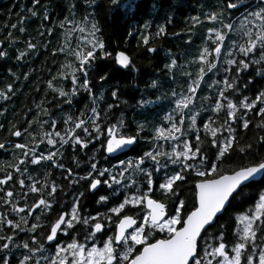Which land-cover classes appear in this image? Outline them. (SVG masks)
<instances>
[{
  "label": "snow or ice",
  "instance_id": "obj_1",
  "mask_svg": "<svg viewBox=\"0 0 264 264\" xmlns=\"http://www.w3.org/2000/svg\"><path fill=\"white\" fill-rule=\"evenodd\" d=\"M32 2L37 4L38 0ZM130 2L131 0H109L110 10L129 8ZM85 3L89 7L93 4L99 6L97 0H85ZM241 7L245 9L242 22L238 26L226 22L229 17L224 14L231 10L234 16ZM28 11L33 16L37 15L32 9ZM203 18L211 22L204 36V40L210 41L211 45L203 44L199 54L194 57L193 63H199L195 77L182 73L188 76L187 93L176 98L177 93L173 91L171 96L175 105L173 111L180 113L179 121L183 124L186 119L183 109L188 108L193 97L198 95L197 88L201 87L206 71L212 73L219 68L220 71L228 73L229 68L234 70L235 75H225L222 80L213 78L208 84V88L214 92L217 91L214 85H223L219 87L215 102L210 106L211 112L215 114L221 109H226L223 122L218 123L211 116L203 121V130L211 139H203L197 135L195 143H190L192 138L177 123L171 122L170 115H165L164 120L168 127L155 126L153 134L148 137L150 146L143 150L142 154H138L134 161L113 157L117 159V165L113 167H119L117 174L128 175L126 184H121L110 169L99 168L97 163L91 162L90 170L79 177L87 183V190H95L100 184L108 185L109 188L116 184L119 185L117 191L124 189L123 199L117 197L114 192L110 193L112 200L101 195L97 203L107 202L102 205L106 211H97L95 215L88 214L82 218L78 210L82 193L73 198L70 210L67 206L57 208L55 216L49 211L55 204L60 203L53 195L59 184L49 183L48 180L50 170L43 174V183L31 175L26 177L30 183H26L25 178L15 177L13 171L21 173L23 177L29 169L25 167L21 172L20 166H39L42 161H50L54 167L64 168L62 162L57 163V158L59 148L68 144L85 149L86 145L95 140L100 144V150L106 154L122 152L126 148L131 150L129 146L136 144L142 131L141 126L137 125L135 134H128L123 119H118L116 123L108 121V110L114 108L111 103L106 104L103 109V117L96 106L91 107L87 120L82 118L85 115L83 111L77 116L66 115L63 120V132L56 130L58 124L55 119L50 121L51 131H43V126L49 124L48 120H38L37 123L41 126L39 138L33 136L29 130L33 121H27L29 128H24L23 125L19 128L13 126L15 130L11 131V136L21 137L23 133L32 138V143L31 146L29 143L6 146L4 142H0V149L11 147L19 153L15 163L8 166L12 171L0 176V206L4 208L3 214H0V264H41V261L43 264H264V153L254 149L252 141L244 143L242 136L237 138V128L250 127V119L245 118L249 110L264 120V88L256 91L254 98L250 99L249 96L243 95V91H248L247 86L254 84L255 79L249 77L244 80L243 90L237 83L241 75L250 70V65H258L264 61V0L247 4L243 3V0H221L219 10L213 7ZM43 19L47 20L49 17L45 15ZM88 19L86 15L84 20ZM192 20L193 26L201 22L197 17H192ZM64 23L65 21H61V27ZM12 27L15 28L16 25ZM77 27L80 33L85 32V27L79 24ZM20 31L23 32L24 29L21 27ZM47 31L51 33L53 29L48 28ZM99 32V27L93 21L88 37H82L84 43L78 45L71 53L74 63L69 65L70 71L58 73L65 80L70 78V90L66 91L65 86L55 87L54 81L57 77L47 82L48 88L59 97H68V102L81 89L92 95L88 73L98 58L103 60L111 57V53L105 50L103 40L97 36ZM163 32L161 26L158 34ZM233 36H238L239 41ZM143 39L147 43L148 36L144 35ZM35 47L33 43H27L25 51H20L15 59L20 61L26 58V53L32 54L28 50ZM225 47L227 51H224ZM59 51L63 52L64 48ZM147 51L153 52L154 49L149 47ZM56 52L57 49H53L54 55ZM254 53L258 55V59ZM6 56L7 53L0 50V57ZM221 56L224 59L218 65L217 58ZM115 63L124 69L136 70L131 58L123 51L115 53ZM175 64L176 61L173 60L166 67L171 70ZM223 64L229 67H223ZM61 67L63 68V65ZM255 74L264 79V72L259 69H256ZM23 76L27 80L29 73L25 72ZM106 76L107 74L100 76V80H105ZM155 84L153 81V85ZM6 89L8 93L15 94L12 84H8ZM236 92H240V98L234 103L230 96ZM111 95L118 99V90L113 89ZM0 96L7 100L5 92H0ZM202 99L207 102V97ZM222 101H226V104ZM36 107L41 106L38 104ZM238 108L246 111L241 115ZM40 115L48 116V109H43ZM196 115L192 112L187 116L190 121L189 130L197 126ZM102 121L105 122L104 126ZM214 124L216 126H213ZM261 128H264V124ZM218 133L227 135L221 136ZM45 140L48 146L57 145L58 149L38 153V145ZM156 141H167L168 150H165L163 143L157 144ZM256 143L264 145V133ZM234 153L243 163L224 167L226 161L232 160ZM169 165L172 167L169 168ZM161 171L164 173L162 178L158 175ZM106 173L108 177L104 178ZM141 174L143 189L141 182L131 179L133 175ZM69 175L73 173L69 171ZM189 177L192 179L189 180ZM188 183L194 185L191 189L193 203L190 210L180 194ZM16 185H19V188L15 187ZM242 189L246 190L244 195H250L254 200L255 210L237 217V223L243 221V224L239 231L233 230L235 241L229 251L225 242L224 225H219V235L210 233L206 226L210 227L215 223L214 218L218 214L222 215L223 210L233 200L240 198ZM30 194L32 202L29 201ZM109 203L112 204L111 207L107 206ZM129 205L132 207H128ZM44 213H48V216ZM29 217L34 219L30 220ZM49 217L53 218L49 220ZM77 222L87 226L84 229V242H79L72 235L79 226ZM40 229H43V232L38 238L37 232ZM61 233L71 236L70 242L61 240ZM20 234L27 239L21 240ZM98 235L102 239L100 247L95 243ZM210 240L214 243L210 244ZM88 241H93L90 247L86 246ZM47 242L51 243L47 244L46 248ZM53 247L54 251H51ZM46 252L48 254H45Z\"/></svg>",
  "mask_w": 264,
  "mask_h": 264
},
{
  "label": "trees",
  "instance_id": "obj_2",
  "mask_svg": "<svg viewBox=\"0 0 264 264\" xmlns=\"http://www.w3.org/2000/svg\"><path fill=\"white\" fill-rule=\"evenodd\" d=\"M250 2L255 3L256 0H243L245 4ZM97 4L98 7L95 4L89 7L85 0H38L37 4H33L32 0H0V50L7 53L6 57H0V92H5L7 95V100L0 96V142H4L6 146L15 143H29L31 146V137L22 133V136L16 140L11 136V131L15 130L13 126L19 128L23 125L24 128H29L27 121H33L29 130L33 136L39 138L41 126L37 123L38 120H48L49 124L43 126V131H51L50 121L55 119L58 124L56 130L63 132V120L66 115L77 116L83 111L85 115L82 118L87 120L91 107L96 106L97 111L103 117V109L108 103L114 105L113 109L108 110V121L116 123L118 119H123L125 131L128 134H135L137 125L142 128L136 144L129 150L131 157L128 160L134 161L138 154L147 150L150 146L148 137L153 134L155 126L168 127L164 120L165 115H170L173 122L177 123L192 138L190 143H195L197 135L210 140L211 137H208L203 130V121L211 116L218 123L223 122V119L226 118V109H221L219 114L211 112L210 106L214 104L218 89L223 85H214L213 87L217 89L214 92L212 89L208 90V84L213 78L222 80L225 75H235L232 68H229L228 73L220 71L219 68L212 73L206 71L205 79L197 90L198 95L195 96L201 101L195 103L194 107L189 106L184 110L186 119L183 124L179 121L180 113L173 111L175 105L168 90L163 92V95L168 96L166 97L168 106L149 107L150 103L141 104L140 102L156 98L157 95L149 89L153 86V81L159 86L169 87L178 86L180 83V89L185 87L187 90V85L181 75L177 78L178 72L184 70V73H196L199 63H193L194 57L199 54V49L203 44L211 45L210 41L204 40V36L207 34L206 29L211 26V22L203 18L204 14L211 11L213 7L219 10L221 0H131L129 8H116L115 10H110L109 0H97ZM132 5H134V9H132ZM29 9L36 11L37 15H31ZM244 13L245 9L242 7L235 12L234 16L230 10L224 14L229 17L226 22L238 26L242 22ZM45 15L49 19L44 20ZM86 15L89 18L87 21L84 20ZM192 17L199 18L201 22L193 26ZM61 21H65L63 27H61ZM93 21L100 29L97 36L103 40L105 50L111 53V57L103 60L98 58L89 71L92 95L81 89L68 102V97H59L57 93L48 88L47 82L53 77H57L54 81L55 87L65 86L66 91L71 89L70 78L65 80L58 73L70 71L69 65L74 63V56L71 53L77 49L78 45L84 43L82 37H88ZM78 24L85 27L84 33H80ZM12 25H16V27L13 28ZM161 26L164 32L158 34ZM21 27L24 29L23 32L20 31ZM48 28L53 31L49 33ZM144 35L148 36L147 43L144 42ZM233 38L239 41L238 36H233ZM27 43H33L36 47L28 50L32 52L31 55L26 53V58L17 61L15 56L20 51H25ZM149 47L154 51L148 52ZM60 48H64V51L60 52ZM53 49H57L55 55ZM117 51H123L131 58L136 68L135 71L124 69L115 63ZM224 51H227L226 47ZM253 55H256L258 59L257 54ZM251 58L250 56L249 59ZM223 59V56L217 58L218 65ZM173 60L176 61V64L169 70L166 65ZM261 65H264V61L258 65H250V70H246L237 81L243 90L244 80L249 77L255 79L254 84L247 86L249 90L243 91V95L249 96L250 99L254 98L256 91L264 88V79L255 74L256 69L264 72V67ZM222 66L229 67L226 64ZM25 72L29 73L27 80L23 76ZM105 74H107L106 79L100 80V76ZM173 76L176 78L174 84L171 83ZM8 84L13 85L15 94L7 92ZM113 89L118 90V99L112 97ZM203 97H207V102L202 99ZM230 98H233L235 103L240 98V92L232 94ZM94 100L95 105H93ZM222 103L226 104V101H222ZM38 104L41 106L40 108L36 107ZM196 105L198 106L196 107ZM45 108L48 109V116L40 115ZM256 110L258 111V109ZM244 111L246 110L238 108L239 114L242 115ZM192 112L197 114L198 123L195 129L189 130L190 121L187 120V116ZM217 116L219 119H216ZM245 118L250 119V127L248 129L237 128V138L242 136L244 143L252 141L254 149L264 153V145L256 143L259 136L264 133V128H261L264 120L255 116L254 111L250 110ZM104 123L102 121V126ZM218 135L226 136L227 133H218ZM156 143H163L165 150H168L167 141H156ZM57 149V145L48 146L46 140L38 145V153H47L48 150L55 151ZM18 156L19 153L11 147L0 149V176H3L7 171H12L8 166L14 164ZM108 159L100 150V144L93 140L91 144L86 145L85 149L71 144L59 148L57 163L62 162L65 168L76 174L89 168L93 161L97 163L103 160L104 164L108 165L110 162ZM233 163L241 164L243 160L234 153L232 160L226 161L224 167H229ZM20 167H27L29 172L25 173L26 176H36V179L43 183L41 179L43 174L54 166L50 161H42L39 166L25 164ZM171 167L172 165H169V168ZM118 171L119 167L117 166L114 172L115 176L121 184H126L128 175H125L126 179L122 178L117 174ZM18 174L13 171L14 176ZM163 174V171L158 173L161 178ZM140 176L142 177V174L133 175L131 179L143 183V179H139ZM191 179L192 177H189V180ZM143 185L141 184L142 189ZM118 187L119 185H116V189ZM193 187L192 183H188L180 193L186 200L188 208H191L192 205L191 189ZM68 188L75 189L70 192V196L76 195L79 193V189L82 190L83 183L74 184L72 182L68 184ZM132 190L135 191L134 188ZM123 191L124 189L121 188L119 192ZM245 191L242 189L240 198L233 200L223 214L216 218L215 223L208 228L210 233L219 235V225H224L225 242L229 251L235 241L233 230L238 231L237 217L249 214L250 210L254 208V200L250 195H244ZM94 198V195L90 196L87 192L84 195V199L88 201ZM209 243L214 242L210 240Z\"/></svg>",
  "mask_w": 264,
  "mask_h": 264
},
{
  "label": "flooded vegetation",
  "instance_id": "obj_3",
  "mask_svg": "<svg viewBox=\"0 0 264 264\" xmlns=\"http://www.w3.org/2000/svg\"><path fill=\"white\" fill-rule=\"evenodd\" d=\"M104 156H105V153H104ZM130 157L131 156H130V153L128 151V152L124 153L123 155H121V156H119L117 158L127 161ZM106 159H108V158L106 157ZM108 160L110 161V162H108V165H105L103 160H101L100 162H97V165H98L99 168L110 169L112 175L115 176L114 172L116 170V167H113V166L117 165V159H108ZM49 170L51 172L50 176L48 177L49 183L56 182L57 184H59V187L57 188L56 193H54L53 195L55 196L56 200L60 201V203L59 204H55L54 207L49 210L50 212L53 213V216H55L57 208H60V207H63V206H67V208L70 210V206H71V202H72L73 198L75 196L81 195V193L83 195L81 197V200L78 203V210L80 211V216L82 218L86 217L88 214L95 215V213L97 211H100V212H105L106 211V208L103 207L102 205H104L107 202L101 201L100 203H97V201L99 200V197L101 195L108 196L109 200H112L113 197L110 195V193L114 192L117 197H120L121 200L123 199L122 192H119L116 189V184H112L111 188H109L108 185L100 184V185L97 186V189L92 190V191H88L87 190V183H85L84 181H81L79 179V177L84 175L87 170H90V167L86 168L85 170L81 171L80 173H76V174H73L71 176L69 175V169H67L65 167L64 168L52 167L51 169L49 168L48 171ZM21 172H23V168H21ZM15 177H17V178H25L26 179L27 176H26V174H24V176L21 177V173H19ZM33 177L36 179V176H33ZM107 177H108V174L106 173L104 178H107ZM121 177L126 179L127 176H121ZM115 178L117 179L116 176H115ZM139 179L142 180L143 176L142 177L140 176ZM70 180L74 184L83 183L82 190L79 189V193L76 194V195H71L70 196V192L75 190V189H69L68 188V184H69ZM26 183H30V181H27V179H26ZM88 183H90V180L88 181ZM110 183H111V181H110ZM141 184H143V183L141 182ZM157 186H158V183H157ZM15 187L19 188V185H16ZM143 187H144V185H143ZM48 190L50 191V189H48ZM86 192L90 196L94 195L95 198L93 200H91V201L85 200L84 199V195H85ZM149 195L151 196L152 194H149ZM31 197H32V194L29 195V201L30 202H32L31 201ZM37 198H39V196H37ZM153 198H155V197H153ZM192 203H193V197H192ZM107 206L111 207L112 204L109 203V204H107ZM128 207L131 208L132 206L129 205ZM136 207H140V206H136ZM190 209L191 208H189V210ZM33 211L35 212L36 210L33 209ZM3 212H4L3 206H0V214H3ZM44 215L48 216V213H44ZM52 218L53 217H49V220H51ZM28 219L31 220V219H34V218L33 217H29ZM77 223H78L79 226L76 227V231L73 232L72 235L75 236L79 242H84V235H85L84 229H86L87 226H85V225H83L82 223H79V222H77ZM241 228H242V222L239 223L238 231ZM42 232H43V229L38 230V232H37L38 238H40V236L42 235ZM20 238H21V240L27 239V237H25L23 234H20ZM71 238H72L71 236H65V234L61 233V240H63L65 243L66 242H70ZM58 242H60V241H58ZM50 243L51 242H47L45 247L47 248V244H50ZM92 243H93V241H88L86 246L90 247ZM95 243L97 244L98 247L102 246V239H101V237L99 235L97 236V238L95 240ZM13 251H15V250H13ZM21 251H23V250H21ZM51 251H54V247H53V249H51ZM45 254H48V253L46 252ZM17 255H19V253H17ZM41 264H43V261H41Z\"/></svg>",
  "mask_w": 264,
  "mask_h": 264
},
{
  "label": "rangeland",
  "instance_id": "obj_4",
  "mask_svg": "<svg viewBox=\"0 0 264 264\" xmlns=\"http://www.w3.org/2000/svg\"><path fill=\"white\" fill-rule=\"evenodd\" d=\"M182 73H184V70H180L179 72H178V76H177V78L181 75V78H183L184 79V81H185V84L187 85V82H188V76H185V75H183ZM189 74H191L193 77H195V73H189ZM175 77L173 76L172 77V81H171V83H173L174 84V82H175ZM205 79V78H204ZM202 81H203V79H202ZM202 81H201V83H202ZM180 86H181V84L179 83V85L178 86H172V87H169V86H159V85H157V84H155V85H153L151 88H149L150 89V91L151 92H154L157 96H156V98L155 99H153V100H150V101H148L150 104H149V107H153V106H168L169 104H168V100H166V97H168L167 95H163V92L165 91V90H168L169 92H170V96H171V93L174 91L175 93H177V97L176 98H179V96L180 95H182V94H184V93H186L187 92V90H186V88L185 87H182L181 89H180ZM197 90H198V88H197ZM208 90H210L211 91V89H209L208 88ZM169 95V94H168ZM200 101H201V99L200 98H195V96L193 97V101H192V104L191 105H189V106H195V103H200ZM194 103V104H193ZM198 105H196V107H197ZM184 110L185 109H183V112H184ZM219 114V113H218ZM216 119H219V116H217V118ZM171 122H173V120L171 121ZM253 210H255L254 208H253ZM242 222V224H243V221H241Z\"/></svg>",
  "mask_w": 264,
  "mask_h": 264
},
{
  "label": "water",
  "instance_id": "obj_5",
  "mask_svg": "<svg viewBox=\"0 0 264 264\" xmlns=\"http://www.w3.org/2000/svg\"><path fill=\"white\" fill-rule=\"evenodd\" d=\"M13 138L16 139V140L19 139V137H14V136H13ZM132 147H133V146H129L130 149H131ZM128 151H129V149L126 148V149H123L122 152H117V153H113V154H106V153H105V156H106L107 158H109V159H114L113 157H119V156L123 155L124 153H126V152H128ZM223 211H224V210H223ZM220 215H221V214H218L217 217L220 216ZM217 217H215L214 220H216ZM213 224H214V223H213ZM213 224H211V225H213ZM206 227L208 228L209 226H206Z\"/></svg>",
  "mask_w": 264,
  "mask_h": 264
}]
</instances>
